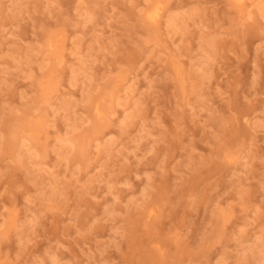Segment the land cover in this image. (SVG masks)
<instances>
[{
	"label": "rangeland",
	"instance_id": "1",
	"mask_svg": "<svg viewBox=\"0 0 264 264\" xmlns=\"http://www.w3.org/2000/svg\"><path fill=\"white\" fill-rule=\"evenodd\" d=\"M0 264H264V0H0Z\"/></svg>",
	"mask_w": 264,
	"mask_h": 264
},
{
	"label": "bare ground",
	"instance_id": "2",
	"mask_svg": "<svg viewBox=\"0 0 264 264\" xmlns=\"http://www.w3.org/2000/svg\"><path fill=\"white\" fill-rule=\"evenodd\" d=\"M237 2H245L246 0H236ZM147 17L149 19V22L156 23L163 17V9L161 6H157L151 11L148 12Z\"/></svg>",
	"mask_w": 264,
	"mask_h": 264
}]
</instances>
